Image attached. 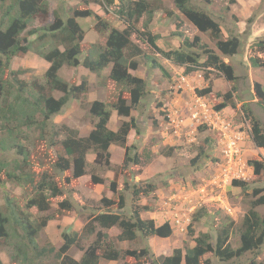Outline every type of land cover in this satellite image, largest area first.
<instances>
[{
    "label": "trees",
    "instance_id": "1",
    "mask_svg": "<svg viewBox=\"0 0 264 264\" xmlns=\"http://www.w3.org/2000/svg\"><path fill=\"white\" fill-rule=\"evenodd\" d=\"M73 1H77L75 6L70 5ZM171 1L175 11L167 12L175 17L177 26H182L185 18H189L201 32H211L215 48L204 44L200 36L191 40L182 33L178 34V38H181L179 48L168 50L161 47L163 37L150 29L155 15L161 9L158 0H60L53 9L50 0H0V123H5L8 135L0 139V152L14 149L19 157L11 162L0 160V188L5 190L9 182L23 188L33 185L32 196L25 206L20 205L10 192L4 191V204L0 206V249L7 252L10 264H100L102 259L124 261L128 258L134 260L133 264H262L258 260L264 247V214L258 208H264V189L239 180H234L233 186L242 188L251 201L242 224L237 229L239 242L236 248L230 243L235 234V223L230 218L220 220L216 229L196 235L195 224L213 212L203 206L187 226V234L194 242L193 247L185 245L183 248H175L168 256H156L147 244L139 249L119 250L115 242L138 243L140 239H167L173 235L169 222L157 226L154 220H145L141 216L142 211L148 210L140 205L141 198L150 195L157 188L152 183L145 187L137 184L133 186L130 215L119 213L126 206L122 194H119L118 201L103 197L94 213L89 215L82 232L62 235V246H54L41 237L49 222L61 220L74 211V204L68 196L75 193L78 186L76 182L87 175V156L90 152L94 153V163L99 167H112V145L125 149L121 170H127L130 166L142 168L147 163L144 156L134 153V146L127 145V138L132 130L141 135L137 120L132 114L149 93V83L131 73L139 68L135 58H144L152 70H160L167 78L169 69L158 56L175 66L183 67L185 75L201 71L205 79L216 74L230 83L236 81L233 64L225 60H233L239 54L241 41L235 34L224 38L214 14L198 4L210 6L214 0ZM236 3L237 0L229 1L231 5ZM91 6L102 9L105 15H98ZM51 13L54 21L48 23ZM111 13L120 26L111 22ZM83 18H93L96 22L95 30L100 35V41L90 45L85 52L82 43L86 34L78 22ZM142 21V27H139ZM252 22L253 19L250 18L248 23ZM135 36L138 41L133 40ZM30 37L35 39L30 41ZM136 42L144 43L154 55L142 51ZM253 46L264 54V40ZM30 52L50 64L42 81L22 80L26 71L11 68V62L15 58H22ZM250 60L254 67H264V61L260 58L252 57ZM111 65L108 78L122 89L117 101L108 104L101 101L91 103L90 114L97 119V123L90 134L79 137L77 130L62 126L66 137L60 141L59 133L55 131L59 125L56 127L52 119L61 114L71 100L88 103L90 93L87 79H83L81 83L73 79L67 81L61 77V71L69 67H84L101 77L102 72ZM54 92L61 96L55 97ZM195 92L199 96H205L212 90L196 89ZM236 95L237 88L233 85L226 94L218 93L217 96L224 98L235 108L233 100ZM256 96L264 103V93L259 87L256 89ZM241 109L251 124L254 143L264 149V128L260 120L247 103L242 104ZM114 110L119 116L130 119L122 123L118 131L108 128ZM33 127L39 131V139L44 142L47 150L57 145L62 150L59 161L49 160L51 168L44 170L38 181L31 171V153L19 140L23 135V128ZM203 144L205 147L192 160L195 166L209 156L214 142L211 138H206ZM171 151L170 148L169 152L164 153L165 156L170 157ZM249 166L254 170L255 176L264 174V161H250ZM68 170L70 172L67 175L65 173ZM105 182L104 178L91 175L90 187L95 188ZM110 190L113 193L123 191L119 189L116 180L110 184ZM52 201L57 204L54 210ZM33 210L45 216L37 218L33 216ZM213 214L220 216L221 210L214 209ZM114 227L120 230L115 238L103 232ZM94 236L95 241L88 248H82L81 260L70 255L73 248L81 250L82 239Z\"/></svg>",
    "mask_w": 264,
    "mask_h": 264
},
{
    "label": "rangeland",
    "instance_id": "2",
    "mask_svg": "<svg viewBox=\"0 0 264 264\" xmlns=\"http://www.w3.org/2000/svg\"><path fill=\"white\" fill-rule=\"evenodd\" d=\"M50 1L53 9L57 7L60 0ZM229 1L214 0L210 6L198 4L214 14L215 20L221 26L224 38H228L229 34H235L241 41L239 54L233 60L230 58L225 60L227 63L233 64L236 81L230 83L224 77L216 74H211L209 78L205 79L201 71L185 75L183 67L175 66L158 56V59L165 63L169 69L171 75H168V79L160 70H152L144 58H135L139 63V68L133 71V74L149 83V93L140 107L132 114L137 120L141 135L139 136L136 131H133L128 144L134 146V153L144 156L147 163L142 168L130 166L127 170H121L125 149L117 145L114 146L112 154L114 160L111 156L112 167H99L94 163V153L90 152L87 156L90 162L87 167V175L76 182L78 186L75 193L68 196L75 207L73 215L52 224L50 230L42 234L44 239L49 240L50 238L58 244V247L62 246L64 243L62 235L76 230L73 221L77 224L83 223V228L89 215L94 213L103 197L118 201L119 194H122L126 206L124 211L119 213L130 215L133 186L137 184L145 187L148 183H152L157 188L150 195L143 196L140 205L147 207L149 211L155 209L156 213L160 214L159 222H163L162 218H165L170 223L173 235L168 245L174 247L173 249L183 248L185 245L194 246V242L187 234V226L203 206L213 212L214 209H220L221 215H215L212 212L202 218L195 224L196 235L207 232L209 229L214 230L220 225V220L224 221L226 218H230L235 223V234L230 243L234 248L238 246L237 229L241 226L249 209L251 198L242 188L233 186V181L247 182L264 189V174L255 176L254 170L249 166L250 161H264V149L257 147L254 143L251 124L241 109L242 104L247 103L264 128V106H262L264 103L256 96L258 87L264 93V67H254L250 60L253 57L264 61V54L253 46L256 42L264 40V0H237L234 5L229 4ZM76 3L77 1H73L70 5L75 6ZM158 4L161 9L159 14L155 15L154 26L151 24L150 29L164 37V44L160 43L162 47L168 50L179 48L181 38H178V34L182 33L191 40L200 36L204 44L215 48L211 32H201L189 18H185L182 26H177L178 22L175 17L168 15L167 12L175 11L171 0H158ZM250 18L253 19L252 23H248ZM109 19H113L111 22L120 26L113 13L109 14ZM52 21H54V16L51 13L48 23ZM85 21L88 20L84 18L78 20L86 33V40L82 43L84 52L89 49L92 42L95 41L96 44L100 41V35L97 34L95 25L90 26ZM142 23L143 21L139 27H142ZM34 39L35 37H30V41ZM133 40L138 41V38L135 36ZM136 43L142 51L154 55L144 43ZM46 65V61L33 52L22 58H15L11 62L12 70L23 69L26 71L21 79L28 82L36 79L42 81L48 69ZM60 75L67 81L77 80V83L87 79L91 91L90 101L92 102H89V98L88 103L85 104L79 100H71L62 113L52 119L56 127L58 125L60 127H57L55 131L59 133L60 141L66 137L65 133L63 134L62 126L77 130L79 137H87L97 123V119L90 114L91 103L94 101L115 102L122 89L118 90L113 82H108L106 76H87L88 73L83 68L78 70L65 68ZM233 85L237 88V95L233 100L236 104L235 108L224 98L217 96L218 93L226 94ZM208 88L212 92L205 96H199L195 92L196 89ZM53 94L55 97L61 96L58 92ZM167 104L170 105L169 111L166 108ZM194 110L201 111V119H193ZM125 121H130V119L115 116L110 127L116 129ZM225 123L231 124L229 134L237 140L240 148L239 156L232 164L226 162L223 157L224 142L226 141L223 128ZM5 127V123H0V139L8 136ZM22 131L23 135L19 140L23 147L31 153V171L38 181L41 173L51 168L49 160L58 159L59 161L62 150L59 145L47 150L44 142L39 139V131L34 127L32 129L23 128ZM206 138H211L214 145L209 156L203 158L195 166L192 164V160L198 155L200 149L205 147L203 143ZM170 148L172 154L167 157L164 153L169 152ZM16 158L19 157L14 149L0 152V160L11 162ZM69 172L70 170L65 174L68 175ZM91 175L104 178L105 184L91 191ZM114 180L117 181L119 189H123L122 192L113 193L110 190V184ZM32 189L33 185L23 188L12 182L5 186L6 192H10L11 196L16 198L22 206H25L28 198L32 196ZM5 190L0 188V206L4 204ZM52 207L53 210L57 208L56 201H52ZM258 210L262 215L264 214L263 207ZM146 212L148 211H142L141 216L149 215ZM32 214L37 218L45 216L43 213H37L36 210H33ZM82 228L79 232H82ZM109 233L115 238L120 231L112 230ZM149 239L147 241L140 239L138 243L115 242V244L119 250L126 251L142 248L145 244L150 246ZM85 240L81 241V250L73 248L70 255L82 256V248H88L95 241V236L88 241ZM162 246L167 248L165 245ZM151 250L153 252L152 248ZM258 261L264 264V247ZM125 262L133 264L134 260L128 258L124 260V264ZM103 263L105 260L102 259L100 264Z\"/></svg>",
    "mask_w": 264,
    "mask_h": 264
},
{
    "label": "crops",
    "instance_id": "3",
    "mask_svg": "<svg viewBox=\"0 0 264 264\" xmlns=\"http://www.w3.org/2000/svg\"><path fill=\"white\" fill-rule=\"evenodd\" d=\"M91 8L94 10V11H96L97 12V14L98 15H100V16H104L105 14H104V12H103V10L102 9H97L95 6H91ZM160 12V11H159ZM159 14V13H158ZM86 20H88V21H85L86 23H89L90 24V26H92L93 24L95 25V22H94V19L93 18H88V19H86ZM154 23H152V25H153ZM89 26V27H90ZM154 26V25H153ZM221 27V26H220ZM152 32H154V33H156L155 31H153L152 30ZM94 34H96V32H94ZM98 34V33H97ZM156 34H158V33H156ZM162 36V35H161ZM163 37V36H162ZM85 40H86V38H85ZM163 40H164V37H163V39H162V41H161V43H163ZM93 44H95V41L94 42H92ZM164 44V43H163ZM161 45V44H160ZM161 47H162V45H161ZM164 48V47H163ZM46 66H47V68H49V66H50V64L49 63H47L46 62ZM70 68V67H69ZM80 68H83V70L86 72V73H88V75L87 76H98L97 74H95V73H92L91 71H89L88 69H86V68H84V67H79V68H73V69H75V70H78V69H80ZM111 68H112V65L111 66H109L107 69H105L103 72H102V76H106L107 77V81L108 82H113L112 80H110L108 77H109V75H110V72H111ZM69 70H71V68L69 69ZM62 72V71H61ZM131 73L133 74V71H131ZM134 75V74H133ZM101 76V77H102ZM89 82V81H88ZM107 83V82H106ZM114 84H115V86L117 87V89L119 90V86L115 83V82H113ZM91 92V91H90ZM89 102H92V101H90V93H89ZM101 102H104V103H107L108 104V102H105V101H101ZM168 107H170V105L169 104H167L166 105V108H167V110L169 111V108ZM171 108H172V106H171ZM115 116H117V117H120V118H123V117H121V116H119L118 114H117V111H112V115H111V118H110V121H109V124H108V128L109 129H111L112 131H118V129H119V127L118 128H116V129H113V128H111L110 127V125H111V121L113 120V118L115 117ZM170 116V115H169ZM172 117V116H171ZM134 130H132L130 133H129V135H128V138H127V145L129 146V142H130V138L132 137L131 135V133L133 132ZM114 146H117V145H112L111 147H110V153H111V156L113 157V160H114V156L112 155L113 153H114ZM88 160V159H87ZM112 160V161H113ZM88 163H90L89 162V160H88ZM84 177H86V176H84ZM83 178V177H82ZM82 178H80V179H82ZM91 179V178H90ZM98 186H100V185H97L95 188H91V191H94V190H96L97 189V187ZM109 198V197H108ZM111 199V198H110ZM148 212H146V213H149V215H147V216H145V217H143L142 216V218H145V220H154L155 221V223H156V225L157 226H159V225H161V224H163V223H165V222H167L166 220H165V218H162V221L163 222H159V220H158V218H159V216H160V214H157L156 213V211H155V209L154 210H147ZM73 215V212H72V214L70 215V216H65V217H63L61 220H53V221H51V222H49L48 223V225H47V227L44 229V231L41 233V237H42V234L44 233V232H48L49 230H50V226L52 225V224H54L55 222H57V221H62V220H64V219H66V218H69V217H71ZM74 223H75V226H76V232H79L80 230H81V228H82V225H83V223H81V222H79L78 224L75 222V221H73ZM72 222V223H73ZM84 228V227H83ZM82 228V229H83ZM112 230H119V228L118 227H114V228H111V229H106V230H103V232L104 233H106V234H108L109 236H111L112 237V235H110V231H112ZM120 231V230H119ZM120 234V233H119ZM118 234V235H119ZM117 236V235H116ZM43 238V237H42ZM92 237H90V238H86V240L85 241H88V240H90ZM45 240H47V239H45ZM169 240H170V238H167V239H165V238H159V237H151L150 239H149V243H150V246H151V248L153 249V252L155 253V255L156 256H161V255H166V256H168V255H171L172 254V251L174 250L173 248H172V246H169L168 245V243H169ZM47 241H50V243H52L54 246H57L58 244H56V242H54L53 240H50V238H49V240H47ZM161 245H165V246H167V248L166 247H164V246H162L161 247ZM58 247V246H57ZM83 255V254H82ZM74 258L76 259V260H81V258H82V256H78V255H76V256H74ZM0 261L2 262V264H10V259H9V256L7 255V252L6 251H2L1 249H0ZM103 264H124V261L123 260H118V261H107V260H105V263H103Z\"/></svg>",
    "mask_w": 264,
    "mask_h": 264
},
{
    "label": "built area",
    "instance_id": "4",
    "mask_svg": "<svg viewBox=\"0 0 264 264\" xmlns=\"http://www.w3.org/2000/svg\"><path fill=\"white\" fill-rule=\"evenodd\" d=\"M201 107H203V104H201ZM201 114H202L201 111L196 110L193 113V118L199 120L201 119L200 118ZM230 127H231L230 123H225L223 126L225 132V139H226V141L224 142L225 147L223 149V157L226 160V162L228 161V163L232 164L235 158L239 156L240 148L238 146L237 140H235V138L229 134V131L231 130Z\"/></svg>",
    "mask_w": 264,
    "mask_h": 264
},
{
    "label": "clouds",
    "instance_id": "5",
    "mask_svg": "<svg viewBox=\"0 0 264 264\" xmlns=\"http://www.w3.org/2000/svg\"><path fill=\"white\" fill-rule=\"evenodd\" d=\"M80 25H81V24H80ZM82 29H83V28H82ZM85 34H86V33H85ZM85 36H86V35H85ZM84 40H85V39H84ZM83 42H84V41H83ZM195 111H196V110H194V112H195ZM194 112H193V113H194ZM193 113H192V116H193ZM193 119H194V118H193ZM195 120H196V119H195Z\"/></svg>",
    "mask_w": 264,
    "mask_h": 264
}]
</instances>
